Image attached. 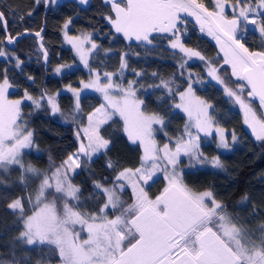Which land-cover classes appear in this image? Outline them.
I'll return each instance as SVG.
<instances>
[{
	"label": "snow or ice",
	"instance_id": "1",
	"mask_svg": "<svg viewBox=\"0 0 264 264\" xmlns=\"http://www.w3.org/2000/svg\"><path fill=\"white\" fill-rule=\"evenodd\" d=\"M36 2L48 5L55 4L56 0ZM86 2L80 0V3ZM229 6L231 18L226 14ZM111 7L114 16L110 14L106 19L114 32L125 40H134L147 47L153 45L160 34L168 40L174 55L175 50L183 54L178 62L181 77L187 59L196 57L205 61L207 75L224 86L225 95L239 106L252 135L256 140L264 141V114H258L253 107V101L258 99L260 108L264 109V50L252 51L246 47L250 31L258 32L264 40V0H234L231 4L230 0H212L211 5L204 0H126V3L111 0ZM187 17L194 19L202 33L215 39L224 55V64L230 66L231 77L235 78V88L225 83V78L220 75L221 68L206 60L200 51L185 46ZM70 23V20L66 22L64 28L67 29ZM0 26L7 31L8 20L4 12H0ZM19 35L22 34L8 35V44H13ZM35 36L42 39L40 32ZM65 38L93 77L88 82L81 81L82 89L101 93L104 102L88 114L87 125L76 130L79 147L59 166L51 165L43 171L31 165L24 166L22 150L31 146L33 132L21 123L22 101L8 99L11 84L6 71L0 80V169L19 166L21 183L26 187L30 179L27 174L36 179L43 177L39 185L28 192L26 199L21 196L8 204L9 210L18 213V223L23 228L17 242L25 244L29 251L38 247L41 252L44 248L58 252L60 264H264V224L256 230L260 235L250 233L226 211L224 204L216 200L212 191H197L184 181V169L180 167L184 157L188 168L206 163L215 168L222 167L218 157L209 161L201 151V134L207 137L215 132L219 137L217 147H229L224 129L213 118L214 106L200 99L194 90V84L202 83V78L188 73L184 84H177L173 77L161 79L154 85L165 90L168 97L178 94L180 102L174 107L188 117L181 134L175 139L169 137L168 142L160 146L154 134L166 129L164 116L142 110L144 101L138 99L135 87L138 81H129L125 87L114 80V76L122 75V70L127 67L126 54L121 56V72H104L102 80L101 74L89 67L87 54L98 47L91 36L73 37L65 32ZM87 44L91 47L86 48ZM41 50L47 60V51L43 50L42 44ZM0 58L15 60L16 67H20L19 58L4 47H0ZM64 67L69 66L57 67L56 74ZM156 75L153 73L154 77ZM69 91L76 97L75 108L79 114L80 90L69 86ZM245 92L251 99L245 98ZM24 99L31 100L37 108L42 107L46 99L53 114L61 112L56 95L42 93L35 99L26 91ZM165 99L162 97L161 103ZM116 115L123 120L129 141L139 144L142 151L139 166L117 172L110 186L107 182H94V197H99L103 203L94 211L81 210L84 206L82 189L72 183L73 176L69 173H75L83 166L84 157L91 160L106 154L111 141L102 132ZM236 139L233 133L232 140L235 142ZM53 167L55 171H52ZM107 167L115 170L116 165L109 162ZM161 175L164 187L152 198L149 189L160 181ZM129 188L131 203L123 199ZM26 204L31 205V214ZM81 233H86L87 238H82ZM0 264L22 262L13 256L11 260H0Z\"/></svg>",
	"mask_w": 264,
	"mask_h": 264
},
{
	"label": "trees",
	"instance_id": "2",
	"mask_svg": "<svg viewBox=\"0 0 264 264\" xmlns=\"http://www.w3.org/2000/svg\"><path fill=\"white\" fill-rule=\"evenodd\" d=\"M204 2L212 4V0ZM0 11L7 17V34L11 36L23 31H39L44 25L41 44L47 51L46 64L43 63L41 44L34 36L25 37L15 48H8L5 42L7 34L0 26V47H4L21 61L20 67H16L15 60L0 59V80L6 71L13 86L10 93L13 98H22L26 91L35 99H39L42 93L55 95L64 85L79 88L80 82L88 78L89 71L78 65V56L73 48L66 44L62 35L65 32L64 24L70 19L68 32L73 37L80 33L88 34L97 44V49L90 55L89 67L98 71L102 80L104 72H121V56L126 54L127 67L122 70V75L114 76V80L125 87L129 81H138L135 87L138 99L144 101L142 109L149 114L159 113L164 116L166 129L155 133L160 146L168 142L169 137L175 139L181 134L186 117L174 107L178 94L168 97L165 90L157 89L154 85L161 79L173 77L177 84H184L188 72L198 74L205 82L194 84L196 95L214 106V120L229 136L234 133L238 140L231 151L221 152L215 145L214 137L202 138L201 151L205 156L218 157L222 168H184V181L197 191H212L216 200L226 206V211L237 222L243 224L250 233L260 235L256 230L264 224V141L255 140L250 135L244 127L241 112L234 109L229 99L224 96L223 90L213 82L206 81L203 62L188 61L181 77L178 62L182 54L175 50L174 55V50L168 47V40L160 34L153 45L147 47L135 41L128 42L122 35L116 34L106 20L107 16H114V13L111 5L105 0H88L86 3H80L78 0L65 1L50 5L46 13L45 5L42 2L37 3L36 0H0ZM231 11H226L229 18L232 16ZM21 16L23 19H20ZM183 42L185 46L200 51L206 60L212 61L217 68H221L220 75L225 78V83L236 87L230 66L224 64L223 53L214 40L206 32L202 33L194 22L189 21ZM262 45L264 40L259 33L250 31L246 46L252 51H257L264 50ZM61 65L69 67L62 68L60 74H56L55 69ZM136 73L142 75L137 76ZM153 73L157 75L154 77ZM162 97L166 98L164 103H161ZM56 99L61 112L55 114L46 99L40 108L32 101L21 104V123L33 132L31 147L22 151L25 167L31 165L43 171L51 165L59 166L78 149L76 129L85 125L88 114L102 103L98 93L82 92L81 111L77 114L71 93L61 92ZM253 106L258 114H262L255 101ZM102 134L111 141L106 154L97 155L91 160L84 157L81 161L83 166L71 175L72 183L82 189L81 200L84 206L81 210L94 211L103 203L99 197H94V182H107L110 186L117 172L126 167H137L140 163L142 151L139 144L129 141L124 132L123 120L119 116H114L113 120L104 126ZM183 161L187 164V159ZM109 162L116 165L115 170L107 167ZM54 170L53 167L52 171ZM48 174L51 175V172ZM27 175L30 179L26 187L21 183L19 166H11L0 173V260H11L15 256L22 264H54L59 260L56 252L49 251V248H44L41 252L38 247L29 251L26 250L25 244L17 242L23 228L22 224L18 223V213L14 214L9 210L8 204L21 196L26 199L28 192L35 189L43 179L42 176L36 179L32 174ZM163 187L164 181L161 177L160 181L149 189L150 196L155 198ZM34 196L33 192V199ZM130 196L129 188L123 199L131 203ZM51 198L49 196V199ZM98 200L100 203H97ZM26 207L31 214V205L26 204Z\"/></svg>",
	"mask_w": 264,
	"mask_h": 264
},
{
	"label": "rangeland",
	"instance_id": "3",
	"mask_svg": "<svg viewBox=\"0 0 264 264\" xmlns=\"http://www.w3.org/2000/svg\"><path fill=\"white\" fill-rule=\"evenodd\" d=\"M78 1H80V0H78ZM88 1V0H87ZM65 2V1H64ZM105 2H107L106 0H105ZM124 2L126 3V0H124ZM234 1H232V0H230V4L231 3H233ZM60 3H62L61 1H60ZM108 3V2H107ZM57 4H59V2H56L55 4H50V5H57ZM43 5H45V4H43ZM49 5V6H50ZM122 6H123V4H122ZM228 9H231L232 10V8L229 6L227 9H226V11L228 10ZM48 11V10H47ZM1 12V11H0ZM232 12V11H231ZM70 20V19H69ZM69 20H67L66 22H68ZM107 20V19H106ZM107 23H108V25H110L111 26V24L108 22V20H107ZM42 27H44V25L42 26ZM70 27V24H69V26H68V28ZM250 28L252 27V26H249ZM68 28H67V30L64 28V31L65 32H67V34L69 35V36H72L69 32H68ZM41 30V29H40ZM39 30V31H40ZM30 32V31H29ZM31 32H38V31H31ZM65 32H64V34H62L63 36H64V39H65V42H66V44L68 45V46H70L71 48H72V45L71 44H69L68 42H67V40H66V38H65ZM258 33V32H257ZM19 34H21V33H19ZM16 35H18V34H16ZM83 35H88V34H77V35H74V37L75 36H83ZM31 36H33V35H31ZM36 39H37V42L39 43V41H38V37H36V36H34ZM42 37V36H41ZM128 41V40H127ZM134 40H132V41H128V42H133ZM136 42V41H135ZM90 44H87L86 45V48H90ZM187 47V46H186ZM189 48V47H188ZM219 48V47H218ZM74 51H75V49H73ZM95 50H93L91 53H88L87 55H88V59L90 58V55L94 52ZM75 53H76V56H78V65L79 66H81V67H83V68H85V69H87L88 71H89V68H86L85 66H84V64L81 62V60H80V57H79V55L77 54V52L75 51ZM183 55V54H182ZM47 58H48V55H47ZM0 59H4V58H0ZM185 59H187V57H185ZM188 61H190V62H203V67H204V72H205V74H206V81H211V82H213L216 86H218L219 88H221L222 90H223V85H220V84H218L216 81H214V80H212L211 79V77H209L208 75H207V67H206V62L205 61H201V60H199L198 58H196V57H193V58H191V59H187V62ZM73 66V65H72ZM93 71H95L94 69H92ZM188 73H191V71L190 72H188ZM93 77L90 75V72H89V76H88V78L85 80H82V81H85V82H88L90 79H92ZM203 82H205L204 80H202ZM69 86L70 85H64V87H62L55 95L56 96H58V94H60L61 92H68V93H71L73 96H74V94H73V92L72 91H69ZM72 88V87H71ZM75 89V88H74ZM78 90H80V94L82 93V92H96L94 89H82V85H81V82H80V87L79 88H77ZM12 90H13V86L11 85V88L8 90V99L9 100H21L22 101V103L23 102H26V101H31V100H26V99H24V96H22V98L21 97H17V98H13L12 96H11V92H12ZM223 92H224V90H223ZM96 93H98V92H96ZM99 95H100V97H101V99H102V103L104 102V100H103V96H102V94L101 93H98ZM117 96L119 97V94H117ZM198 96V95H197ZM224 96L226 97V98H228L229 99V101H230V104L234 107V109L236 108V109H238L239 110V112H241V110H240V108H239V106L238 105H236V104H234V102L229 98V97H227L226 95H225V93H224ZM244 96H245V98L246 99H251V98H248L247 97V94H246V92L244 93ZM199 97V96H198ZM201 99V98H200ZM180 101H179V96H178V100L174 103V105L176 104V103H179ZM101 103V104H102ZM74 105H76V97L74 96ZM100 106V105H99ZM98 106V107H99ZM254 107V106H253ZM97 108V107H96ZM95 108V109H96ZM255 108V107H254ZM76 109V108H75ZM94 109V110H95ZM176 109V108H175ZM93 110V111H94ZM143 110V109H142ZM176 110H178V111H180L181 113H183L184 115H185V117H186V123L188 122V117H187V115L184 113V112H182L181 110H179V109H176ZM92 111V112H93ZM149 114V113H148ZM241 114H242V118H243V123H244V117H243V113L241 112ZM117 116H119V115H117ZM87 119V118H86ZM185 123V124H186ZM184 124V125H185ZM87 125V121H86V124L85 125H83V126H80L79 128H82V127H85ZM154 127H156V128H158L159 127V125H155ZM221 127V126H220ZM244 127L246 128V130L250 133V135L255 139V137L252 135V133H251V129H249L248 127H247V125L244 123ZM222 128V127H221ZM224 129V128H223ZM77 130V129H76ZM193 131H195V129H193ZM224 131H225V135H226V137H227V142H228V144H229V147L228 148H218L217 147V144L219 143V137H218V135L215 133V132H213V134L211 135V136H207V137H205L203 134H201V140H202V138H213L214 137V139H215V142H216V147L218 148V150L219 151H221V152H229V151H231L232 149H233V147L235 146V144L237 143V140L238 139H236V141L234 142L233 140H232V135H228V132L224 129ZM155 135V134H154ZM236 136V135H235ZM237 137V136H236ZM256 140V139H255ZM86 142V141H85ZM159 145V144H158ZM31 147V146H30ZM29 147V148H30ZM78 147H79V142H78ZM29 148H26V149H23L22 151H24V150H27V149H29ZM77 151V150H76ZM75 151V152H76ZM75 152H73V153H75ZM72 153V154H73ZM95 157V156H94ZM93 157V158H94ZM208 159H209V161L211 160V158L212 157H208V156H206ZM67 159V158H66ZM65 159V160H66ZM183 159H187L186 157H184ZM187 164H188V161H187ZM187 164H185V163H182L181 165H180V167L181 168H185L186 170H188V169H192V168H188L187 167ZM195 167H201V168H214V169H221V168H215V167H213L212 165H211V163H206V164H203V165H196ZM194 167V168H195ZM2 170H4V169H0V173L2 172ZM79 169H76V172L78 171ZM55 171V170H54ZM75 172V173H76ZM75 173H69V175L71 176V175H74ZM161 177H162V175H161ZM163 178V177H162ZM202 192V191H201ZM77 227V231H79V226H76ZM81 237L82 238H87V234L86 233H81ZM56 254H57V256L59 257V255H58V252H56ZM54 264H60V259L56 262V263H54Z\"/></svg>",
	"mask_w": 264,
	"mask_h": 264
},
{
	"label": "water",
	"instance_id": "4",
	"mask_svg": "<svg viewBox=\"0 0 264 264\" xmlns=\"http://www.w3.org/2000/svg\"><path fill=\"white\" fill-rule=\"evenodd\" d=\"M60 1H61V2H64V1H76V0H56V2H59V3H60ZM106 1L111 5V0H106ZM49 5H50V4L45 5V13L47 12V10H48V8H49ZM187 19H188L189 21L195 23V21H194L193 18H191V17H187ZM4 32L7 34V31H4ZM38 32H40L41 35H43L44 27H42L41 30L38 31ZM35 33H36V32L23 31V32L21 33L22 35H19L18 39H17L13 44H8V42H7V36H8L9 34H7V36H6V40H5V42H6V46H7L8 48H9V47H10V48H15V47H16V44H17L18 42H20V41H21L22 39H24L25 37H28V36H31V35L35 36ZM16 36H18V35H15L14 37H16ZM209 37H211V36H209ZM211 39H213V38L211 37ZM213 40H214V42H215V44H216L215 39H213ZM38 41H39V44H41V38L38 37ZM216 45H217V44H216ZM217 46H218V45H217ZM246 47H247V46H246ZM43 50H44V47H43ZM43 63H44V64L47 63V60L45 59L44 54H43ZM254 101L258 104V107H259V109H260L259 111H261V113L264 114V109H261L260 106H259V100H258V99H255Z\"/></svg>",
	"mask_w": 264,
	"mask_h": 264
}]
</instances>
